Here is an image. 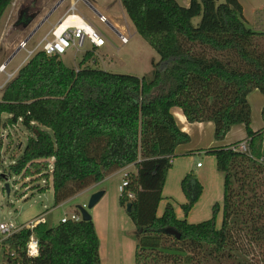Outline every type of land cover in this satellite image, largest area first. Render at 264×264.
I'll return each mask as SVG.
<instances>
[{
  "label": "trees",
  "instance_id": "trees-1",
  "mask_svg": "<svg viewBox=\"0 0 264 264\" xmlns=\"http://www.w3.org/2000/svg\"><path fill=\"white\" fill-rule=\"evenodd\" d=\"M11 3L0 0V18ZM120 3L136 33L159 56L149 78L87 65L94 50L83 54L79 68L36 52L1 92L0 168L3 129L20 121L28 137L10 169L26 178L33 172L47 177L51 169L55 205L133 166L119 202L125 209L130 203L126 212L135 227V264H180L181 259L184 264H264V107L263 127L254 131L247 100L254 89L264 93V31L247 25L238 0H190L188 6L177 0ZM196 16L200 20L194 25ZM31 18L21 11L12 26L25 28ZM173 108L190 123L211 121L217 141L234 125L246 131L240 141L204 151L223 174V200L198 223L178 219L171 203L157 216L175 148L189 141ZM3 113L8 115L4 121ZM241 141L248 152L232 149ZM180 187L186 217L202 185L189 171ZM164 228L180 237L163 233ZM31 235L38 241L35 257L26 254ZM166 241L170 247H164ZM0 248L9 264H101L92 219L55 227L39 222L2 239Z\"/></svg>",
  "mask_w": 264,
  "mask_h": 264
},
{
  "label": "rangeland",
  "instance_id": "rangeland-1",
  "mask_svg": "<svg viewBox=\"0 0 264 264\" xmlns=\"http://www.w3.org/2000/svg\"><path fill=\"white\" fill-rule=\"evenodd\" d=\"M223 1L224 0H216L218 3ZM32 2L33 0H12V3L3 12L0 18V64L6 62L17 49L18 44L26 39L29 33L40 23L50 10L44 8L40 9L38 8L40 7L39 4ZM182 2H184V0H182ZM248 2L249 0L244 1L247 12L249 10ZM69 3V0H66L62 6L49 16L41 25L40 29L29 39L27 49H32L44 34L57 23L59 17L65 12ZM179 4L184 6L181 3ZM93 7L106 18L107 22L113 26L116 31L128 35L130 37L129 42L122 45L118 39V35L111 29L108 23L101 22L98 15L86 3L80 0L76 4V13L83 16L93 28L100 31L107 42L104 46L99 48H92L88 41L85 42L84 48L82 49L76 50L72 47L68 49L65 54L60 56L63 63L70 68H79V63L83 58V54L88 48L94 51L87 65H94L93 63H95L98 68L105 71L149 78L152 71V62H157L159 56L135 32L120 0H97V3H94ZM24 10H26L29 15L33 13L31 21L25 28H21V26L13 28L12 24L16 21L21 11ZM10 13L9 23L5 26ZM247 15L250 16V14ZM199 20L200 17L196 16L192 19V23L197 25ZM25 55L26 51L20 49L9 64L7 63L6 71L11 72L16 68L18 71L23 64H25V62L21 64ZM4 79L5 75L1 73L0 83H2ZM1 92L2 89H0V96ZM7 117L8 115L3 113L2 121ZM2 137V159H5L2 161L3 167L1 166L0 170L1 173L6 175V181L9 184L10 192L7 193L6 189L3 188L5 182L0 185V222L9 221L20 225L30 220L35 221L44 219L47 226L55 227L59 224L62 217L66 216L69 218L72 214L79 212L78 206L86 207L93 193L103 190L104 194L99 201L92 208L87 209L91 216L94 214L97 226L95 229L100 241V259L102 260V264H135V227L127 215L125 207L119 202L120 193L118 191V186L122 182L123 174L125 173L129 177L135 172L133 166L126 167L121 171V174L107 176L102 181L89 186L62 203L55 205L51 169L48 171L47 177H42L41 173L33 172L32 175L27 178L22 176L21 173L16 174L12 172L10 169V164L15 163L20 157L28 137V132L22 126L21 122L19 121L15 126L4 128ZM19 149H21V151ZM262 155L264 156V140L262 144ZM197 160L202 164L205 163L202 157H199ZM30 186L31 189L29 188ZM38 186L42 187L41 190H36ZM30 190L33 191L30 198L26 201L21 199L23 192H29ZM158 213L161 214V205ZM209 214V216H211V209ZM217 218L219 219V221H217V226H219L221 223V213ZM203 220L206 219L195 222L198 223ZM2 239H4V237L0 235V241ZM164 245V247H170V243L167 241ZM2 253L3 249L0 248V255H2ZM143 261L145 260H142L140 264H145ZM158 263L163 264L162 262ZM7 264L9 263L7 262ZM150 264L153 263L151 262ZM180 264H184L183 259H181Z\"/></svg>",
  "mask_w": 264,
  "mask_h": 264
},
{
  "label": "crops",
  "instance_id": "crops-1",
  "mask_svg": "<svg viewBox=\"0 0 264 264\" xmlns=\"http://www.w3.org/2000/svg\"><path fill=\"white\" fill-rule=\"evenodd\" d=\"M57 1L58 0H33L32 3L39 4L40 7L38 8L40 9H51ZM65 1L66 0H64L60 6H62ZM89 1L93 2V4L97 3V0ZM238 1L242 6V13L244 18L247 20V25L254 30L264 31V0H249V2L247 3L249 5L248 12L245 6L246 4H244L245 0ZM69 2V5H71L72 3H75V5L77 4V0H69ZM177 2L181 3L184 6H188L190 0H184V2H182V0H177ZM247 14H250V16H248ZM88 50L89 49L87 48L86 51ZM15 55L11 58V60L15 57ZM247 100L251 108L250 126L254 131L259 130L263 127L261 110L264 107V93L260 92L257 89H254L247 95ZM172 113L174 115L178 128L189 136V141L187 143L180 144L175 148L176 156L172 159V166L166 175V180L162 190L163 199L158 205L157 216H160L163 213V210L167 203H171L175 215L178 219L185 218L188 223H197L195 221L201 219L207 220L208 218H210L211 216H209V212L211 209L212 213L213 204L218 203L221 207L223 200V174L217 170L215 157L206 155L204 151L210 147L225 146L240 141L246 137V131L243 125H234L222 140L217 141L214 138V124L211 121L190 123L186 120L179 108H173ZM19 150L21 151V149ZM199 157H202L205 160L204 164L197 160ZM197 164H199V166H197ZM122 170H119L112 175L121 174ZM189 171H193L196 174L199 182L202 185V193L198 201L185 217L180 205L185 203L186 198L181 190L180 182L184 175ZM5 181L6 180L0 182V185H2ZM29 188L31 189V186ZM36 188V190H41L42 187L38 186ZM32 194V190H30L29 192H23L21 199L26 201ZM160 205L161 214L158 213ZM220 213L221 210L218 213L217 217H219ZM91 218L96 228L97 226L95 223L94 214H92ZM37 221L46 222L44 219H38ZM217 221H219L218 218ZM0 264H7V262L3 259V253L2 255H0Z\"/></svg>",
  "mask_w": 264,
  "mask_h": 264
},
{
  "label": "built area",
  "instance_id": "built-area-1",
  "mask_svg": "<svg viewBox=\"0 0 264 264\" xmlns=\"http://www.w3.org/2000/svg\"><path fill=\"white\" fill-rule=\"evenodd\" d=\"M79 0H77L78 2ZM11 13L8 15L6 25L9 23ZM101 22H106L104 16H98ZM118 39L122 45H125L129 42L130 37L122 32L116 33ZM29 41V40H28ZM25 39L18 44V49H24L26 51L25 58L21 64L26 62L30 57H32L36 52L42 51L46 55H57L61 56L67 52L70 48H75L76 50L84 48L86 41L90 44L92 48H99L106 44L107 40L103 34L92 27V25L81 15L76 13V5L72 3L67 7L62 16L58 19L57 23L51 27V29L44 34V36L37 42V44L32 49H27V43ZM5 62L0 64V74L5 75V79L0 83V89H3L4 86L15 76L14 71H6ZM234 150H239L242 152H248V144L246 141H241L236 147H232ZM199 166V164H197ZM128 185V175L123 174L122 182L118 186V191L121 194L124 193L125 187ZM127 196L132 197V193L128 192ZM81 219L80 213H74L69 218L64 216L60 219V222L66 221H78ZM39 221H29L24 224L17 225L13 222H0V235L4 238L12 235L13 233L23 229H32ZM35 246L36 251L38 252V241L34 235H31L26 244V254L29 257H35L29 255V252L32 249V246Z\"/></svg>",
  "mask_w": 264,
  "mask_h": 264
},
{
  "label": "water",
  "instance_id": "water-1",
  "mask_svg": "<svg viewBox=\"0 0 264 264\" xmlns=\"http://www.w3.org/2000/svg\"><path fill=\"white\" fill-rule=\"evenodd\" d=\"M64 0H58L54 5L53 7L48 11V13L43 17V19L40 21V23L29 33V35L26 37V41H28L32 36L33 34L38 30V28H40V26L49 18V16L61 5V3L63 2ZM80 1V0H79ZM83 1L84 3H86L98 16H100V14L88 3L87 0H81ZM108 23V22H107ZM108 25L111 27L112 30L115 31V33H117V31L115 30V28L113 26H111L109 23ZM19 51V49L17 48L12 54L11 56L9 57V59L5 62V65L11 60V58ZM3 175V179L4 180H7L6 178V175L4 173H2ZM3 188L6 189L7 193L10 192V189H9V184L7 183V181H5L4 185H3ZM104 194V191L101 190V191H97L95 193H93L91 195V197L89 198V201L86 205V207H83V206H78V210H79V213L81 214V220L83 221H86V220H90L91 219V215L90 213L88 212L87 209H90L92 208L98 201L99 199L102 197V195ZM130 210V203H127L126 205V211H129ZM163 233L165 234H170V235H173L175 236L176 238H179L180 237V234L173 228H164L162 230Z\"/></svg>",
  "mask_w": 264,
  "mask_h": 264
},
{
  "label": "clouds",
  "instance_id": "clouds-1",
  "mask_svg": "<svg viewBox=\"0 0 264 264\" xmlns=\"http://www.w3.org/2000/svg\"><path fill=\"white\" fill-rule=\"evenodd\" d=\"M29 255H31V256H37L38 255V252L36 251V248L34 245L32 246V249L29 252Z\"/></svg>",
  "mask_w": 264,
  "mask_h": 264
},
{
  "label": "flooded vegetation",
  "instance_id": "flooded-vegetation-1",
  "mask_svg": "<svg viewBox=\"0 0 264 264\" xmlns=\"http://www.w3.org/2000/svg\"><path fill=\"white\" fill-rule=\"evenodd\" d=\"M87 1H88V3H89L91 6H92V5L94 6L93 2H91V1H89V0H87ZM93 6H92V7H93ZM93 8H94V7H93ZM94 9H95V8H94ZM28 11H29V9H28ZM27 14L29 15V13H27ZM99 14H100V13H99ZM32 15H33V13H32ZM32 15H31V16H32ZM100 15H101V14H100ZM105 19H106V18H105ZM106 22H107V20H106Z\"/></svg>",
  "mask_w": 264,
  "mask_h": 264
}]
</instances>
